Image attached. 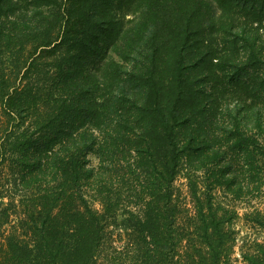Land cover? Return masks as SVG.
Instances as JSON below:
<instances>
[{"label": "trees", "instance_id": "16d2710c", "mask_svg": "<svg viewBox=\"0 0 264 264\" xmlns=\"http://www.w3.org/2000/svg\"><path fill=\"white\" fill-rule=\"evenodd\" d=\"M22 1L0 264H264V0H43L30 38Z\"/></svg>", "mask_w": 264, "mask_h": 264}, {"label": "rangeland", "instance_id": "374dc122", "mask_svg": "<svg viewBox=\"0 0 264 264\" xmlns=\"http://www.w3.org/2000/svg\"><path fill=\"white\" fill-rule=\"evenodd\" d=\"M17 1L15 0V2ZM42 2L43 0H23L20 4L14 5L18 9L16 11L13 10V15L9 17L10 21H17L24 27L23 31L28 34L29 38L33 36L34 32L38 30L41 23L47 18V9L40 7ZM194 70L202 69L194 68Z\"/></svg>", "mask_w": 264, "mask_h": 264}]
</instances>
